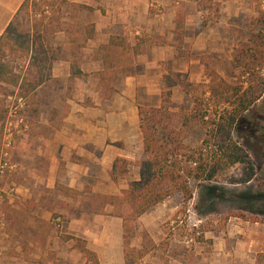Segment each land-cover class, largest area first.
Listing matches in <instances>:
<instances>
[{"label": "rangeland", "instance_id": "rangeland-1", "mask_svg": "<svg viewBox=\"0 0 264 264\" xmlns=\"http://www.w3.org/2000/svg\"><path fill=\"white\" fill-rule=\"evenodd\" d=\"M190 3L194 5L192 11L197 12L194 14L196 24H190L185 32L183 26L180 33L171 30L172 53H165L162 58L159 55L157 66L145 70L150 82L143 89L134 91L135 109L139 106L160 105L162 77L169 72L180 73V78L184 77V83L188 84L170 89L167 108L179 114L191 112L194 100L197 105H201V110L205 109L208 70L227 84L241 83L246 87L249 81L255 80L259 87L264 86V38L256 22L258 12L264 11V0L171 2L177 8L181 4L190 7ZM70 19L84 22L88 19V13L83 10L72 15L66 1L29 0L27 12H21L18 16L20 30L23 32L29 31L33 24L41 20L40 30L45 38L43 43L51 55L58 52V57L60 52H71L65 36L58 33L72 32L71 47L79 45L77 28L67 23ZM166 37V32L163 36H151L156 43L165 42ZM124 46L127 50L124 47V51L114 50L108 55L109 64L127 65L131 46L128 42ZM143 46H139L137 55L148 60L151 58L148 57L150 45ZM74 62L78 63L79 60L75 59ZM2 64L14 72L23 69L22 61H13L8 57ZM126 69L127 74L129 70L136 76L142 73V65L135 64V67L131 65V68L129 66ZM113 73L106 71L103 74L105 83L101 86L106 88L105 84L112 83ZM2 80L0 258H4L5 264L10 259H13L14 264H87L81 254L73 249V243L65 239L69 237L65 231L68 225L65 224L70 223L75 237L87 243L86 238L91 242L90 247L97 249L92 251L98 254L99 264H252L255 255L264 252V141L260 139L244 152L252 166V174L246 182L243 181L246 180L247 171L243 166L234 164L210 184L191 183L188 201H183L179 195L168 197L142 214V217L139 216L141 221H138V217L137 226L135 222L128 221L122 227L119 220L120 235L117 243L115 240L118 236L111 233L113 225L106 216H113L115 212L126 215L127 211L116 201V208L107 209L104 205L107 197L95 193L90 195L89 202L75 203L76 210L83 209L86 212L74 213L75 218L71 221L62 216L61 211L70 208L58 201L56 186L53 190L37 188V193L41 194L38 198L39 206L17 201L18 193L14 191L13 183L21 184L25 172L23 163L17 161L21 155L15 148L22 137L30 132H41L44 128L36 124L34 104L30 103L29 96L23 93V98H17L16 89ZM26 80H30V76H26ZM68 82L71 83V79ZM244 116L248 120L264 117V92ZM194 131L184 134V144L196 145L200 139V130L195 127ZM135 138L128 140L131 143L125 150L121 148L128 158L136 159L140 155L139 150L135 149ZM136 172V168H127L115 175L114 186L118 195L113 197L120 195L128 180L136 178ZM55 182L58 183V171ZM208 187L214 189L211 195L207 193ZM12 204L15 205L14 209L11 208ZM34 207L39 210L34 211ZM86 213L87 217L79 218L80 214Z\"/></svg>", "mask_w": 264, "mask_h": 264}, {"label": "crops", "instance_id": "crops-1", "mask_svg": "<svg viewBox=\"0 0 264 264\" xmlns=\"http://www.w3.org/2000/svg\"><path fill=\"white\" fill-rule=\"evenodd\" d=\"M63 1L69 3L72 15L84 10L88 13V19L84 22L70 19L67 22L72 28H77L79 45L74 48L71 47L73 40H70L72 32L58 33L65 36L71 52H60L59 57L58 52L53 55L50 51L47 53L49 65L46 79L35 88L33 96L36 124L44 130L38 133L30 132L17 143L15 151L21 155L17 161L23 163L25 176L21 184L13 183V186L14 191L18 193L17 201L33 203L36 206L40 203L38 198L41 197L37 188L53 190L56 186L58 201L70 208L61 211L62 216L71 221L75 218L74 213L85 211L76 210L75 203L89 202L88 198L95 193L102 197L118 195L115 181L108 177V172L115 158L133 159L126 157L121 150L127 148L131 143L128 140L132 137H136L134 143L135 149H138L140 135L133 105L134 91L148 86L149 74L145 70L157 66L159 55L162 58L165 53H172L170 42L173 34L170 32L174 30L176 13H180L185 32L190 24H196L197 18L194 14L197 12L192 11L193 3H190V7L181 4V7L177 8L171 4L173 0ZM21 2L22 0H0V34L12 20ZM150 3L159 8L157 14L149 8ZM88 25L92 26L91 37L85 36L84 33V28ZM164 32L167 45L156 46L151 42L140 44L144 45L143 47L150 45L148 57L151 58L147 60L142 55L133 57V67L135 64L142 65V73L137 76L131 70L127 74L124 65L109 64L108 55L114 50L120 51L119 46L101 49V46L107 45L110 37L121 40L124 51V44L127 42L131 47L136 45V37L146 36L152 40V35L163 36ZM75 59L79 62H74ZM106 71L114 73L112 83L105 84V88L101 85L105 83L102 77ZM69 79L71 83L68 82ZM127 168L134 167L125 169ZM56 171L58 183L55 182ZM136 180L137 172L136 178L128 182ZM104 205L107 209H113L106 202ZM11 208L14 209L15 205L12 204ZM37 210L39 208L34 207V211ZM82 214L79 215L80 219L88 216V213ZM141 217L138 221H141ZM106 218L113 225L111 233L118 236L116 242L114 241L117 243L121 220L114 215H107ZM65 225H68L65 231L69 238H77L72 231L73 225ZM85 240V248L97 254L92 251L97 249L90 247L91 242L86 238ZM68 241L73 243L72 240ZM3 259L0 258V264H5ZM97 262L99 264V259ZM7 264H14L13 259Z\"/></svg>", "mask_w": 264, "mask_h": 264}, {"label": "trees", "instance_id": "trees-1", "mask_svg": "<svg viewBox=\"0 0 264 264\" xmlns=\"http://www.w3.org/2000/svg\"><path fill=\"white\" fill-rule=\"evenodd\" d=\"M28 8L29 0H22L12 20L0 34V79L16 89L17 98H23V93L27 94L33 104L35 88L46 79L48 50L43 43L45 38L40 30L41 20L33 24L27 32L20 30L18 16L21 12L26 13ZM256 22L258 31L264 38V11L258 12ZM181 27L182 20L177 12L174 30L180 33ZM201 28L202 25L198 31ZM84 33L91 37L92 26H86ZM136 41V45L130 49V60L126 67L132 65L140 44L151 42L156 46L167 45L165 42L156 43L146 36L136 38ZM112 46H119L123 50L121 40L113 37L101 49ZM7 57L13 61H22L23 69L14 72L12 68L3 65L2 61ZM26 76H30V80H26ZM206 76L208 85L204 110H201V105H197L195 100L191 112L188 113L179 114L167 108L170 89L188 85L184 83V77L180 78V73L170 72L162 77L160 105L136 108L140 155L136 159L115 158L108 172L114 181L115 175L121 174L126 167L131 166L137 170L136 181L128 182L118 197H107L106 200V204L113 208H116V201L126 209V215L114 213V217L121 220L122 227L128 221L139 225V216L173 195H179L183 201H188L191 196V183L210 184L234 164L243 166L247 171L246 180L243 182L251 176L252 166L244 152L250 149L253 142L259 139L264 141V117L248 120L244 113L260 98L264 86L259 87L255 80L249 81L246 87L241 83L227 84L210 70ZM195 127L200 130V139L195 146H188L184 144V134L193 132ZM213 190L208 187L207 193L211 195ZM65 239L72 240L73 249L81 254L87 264H97V254L87 250L83 240L72 237ZM252 264H264V252L257 253Z\"/></svg>", "mask_w": 264, "mask_h": 264}, {"label": "built area", "instance_id": "built-area-1", "mask_svg": "<svg viewBox=\"0 0 264 264\" xmlns=\"http://www.w3.org/2000/svg\"><path fill=\"white\" fill-rule=\"evenodd\" d=\"M149 8L153 11L154 14L159 12V8L155 4H149Z\"/></svg>", "mask_w": 264, "mask_h": 264}]
</instances>
